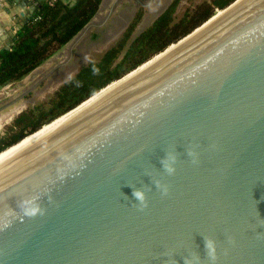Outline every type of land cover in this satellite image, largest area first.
Returning a JSON list of instances; mask_svg holds the SVG:
<instances>
[{
  "label": "water",
  "instance_id": "water-1",
  "mask_svg": "<svg viewBox=\"0 0 264 264\" xmlns=\"http://www.w3.org/2000/svg\"><path fill=\"white\" fill-rule=\"evenodd\" d=\"M237 1L0 156V264H264V0Z\"/></svg>",
  "mask_w": 264,
  "mask_h": 264
},
{
  "label": "trees",
  "instance_id": "trees-1",
  "mask_svg": "<svg viewBox=\"0 0 264 264\" xmlns=\"http://www.w3.org/2000/svg\"><path fill=\"white\" fill-rule=\"evenodd\" d=\"M172 0L139 34V8L121 36L101 56L81 66L42 104L19 113L0 134V152L70 112L180 40L233 0H206L177 19ZM9 9L14 0H5ZM27 11L0 49V89L22 81L64 48L97 14L102 0H24ZM217 15V14H216Z\"/></svg>",
  "mask_w": 264,
  "mask_h": 264
},
{
  "label": "rangeland",
  "instance_id": "rangeland-1",
  "mask_svg": "<svg viewBox=\"0 0 264 264\" xmlns=\"http://www.w3.org/2000/svg\"><path fill=\"white\" fill-rule=\"evenodd\" d=\"M171 1L102 0L92 23L103 28L88 26L85 33L75 37L22 81L0 89V134L19 113L44 103L81 66L97 60L121 36L139 8L143 9L144 15L134 35L144 30ZM203 1L206 0H182L176 18ZM95 32L97 36L93 35Z\"/></svg>",
  "mask_w": 264,
  "mask_h": 264
},
{
  "label": "crops",
  "instance_id": "crops-1",
  "mask_svg": "<svg viewBox=\"0 0 264 264\" xmlns=\"http://www.w3.org/2000/svg\"><path fill=\"white\" fill-rule=\"evenodd\" d=\"M15 3V2H14ZM24 3V0H18L17 3L13 6L12 9H9V6L5 2V0H0V49L3 47H6L9 44V40L11 38V28L16 25V23L19 21H22L24 18L19 15L20 12H26L27 8L26 6L21 7V4ZM102 5V4H101ZM101 7V6H100ZM96 17V16H95ZM94 23H90L89 27H98V28H103L100 24L98 25H93ZM87 28L80 33V36L85 33V31L89 28ZM93 35L97 36L98 34L95 32ZM11 85V84H10Z\"/></svg>",
  "mask_w": 264,
  "mask_h": 264
},
{
  "label": "bare ground",
  "instance_id": "bare-ground-1",
  "mask_svg": "<svg viewBox=\"0 0 264 264\" xmlns=\"http://www.w3.org/2000/svg\"><path fill=\"white\" fill-rule=\"evenodd\" d=\"M240 1H242V0H238V1L235 2V4H233L230 8L234 7V5H236V4L239 3ZM217 14H218V13H217ZM222 14H223V12H219V14H218L217 16H214V18H212V19L209 20L205 25H203L201 28H199L198 30H196V32H198L200 29H202L203 27L207 26L208 24L212 23L213 20H215L217 17H219V16L222 15ZM196 32H194V33H196ZM190 36H191V35H190ZM190 36H189V37H190ZM184 40H185V39H184ZM184 40H182V41H184ZM182 41L179 42V43H182ZM179 43H178V44H179ZM175 47H176V45L170 47L166 52H164L163 54H161V55L155 57L153 60H151V61L148 62L147 64L143 65L142 67H140V68L137 69L136 71L132 72L131 74H129V75L126 76L125 78L121 79L120 81H118V82L112 84L111 86L107 87L106 89H104L103 91H101L99 94H97L96 96H94L93 98H91L90 100H88L86 103H84V104H82L81 106H79V107H78L77 109H75L73 112H71V113L67 114L66 116H64V117H62V118L56 120L55 122L51 123V124L48 125V126L43 127V129H41L40 131H38V132L35 133L34 135H31L30 137H27V138L23 139V141H21L19 144L15 145V146L11 147L10 149H8V150L4 151L3 153H1L0 156L3 155V154H5V153H7L8 151L14 149L15 147L21 145L22 143H24L25 141H27V140L30 139L31 137L35 136L36 134H38V133L41 132L42 130L46 129L47 127H49V126L55 124L56 122L60 121L61 119L67 117L68 115L74 113L75 111L79 110L80 108L86 106V105L89 104L90 102L94 101V100L97 99L98 97L102 96V95L105 94L106 92L110 91V90L113 89L114 87L118 86L119 84L123 83L124 81L128 80L129 78L133 77L134 75L138 74L139 72H141V71L147 69L148 67H150L151 65H153V63H155L156 61H158L159 59H161L164 55H166L168 52L172 51Z\"/></svg>",
  "mask_w": 264,
  "mask_h": 264
},
{
  "label": "clouds",
  "instance_id": "clouds-1",
  "mask_svg": "<svg viewBox=\"0 0 264 264\" xmlns=\"http://www.w3.org/2000/svg\"><path fill=\"white\" fill-rule=\"evenodd\" d=\"M167 171L169 173H171V172L174 171V169L169 167V168H167ZM157 186H159V185H157ZM166 191L167 190L165 189V193H166ZM133 196H134L135 200H138L141 204H144L145 195H144L143 192H141L139 190H134L133 191ZM205 248L208 251L209 256L214 259L215 258V247H214V244H213V242L211 240L205 241Z\"/></svg>",
  "mask_w": 264,
  "mask_h": 264
}]
</instances>
